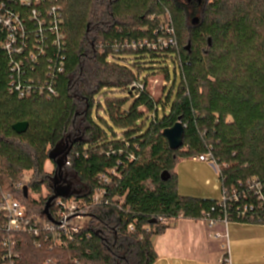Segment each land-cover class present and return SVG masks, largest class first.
Returning <instances> with one entry per match:
<instances>
[{"label":"trees","instance_id":"trees-1","mask_svg":"<svg viewBox=\"0 0 264 264\" xmlns=\"http://www.w3.org/2000/svg\"><path fill=\"white\" fill-rule=\"evenodd\" d=\"M3 1L28 29L35 27L32 7L40 10L45 52L28 73L40 76V85L51 83L55 95L18 98L9 89L11 58L0 49V198L13 193L30 216L47 223L43 210L57 172L49 156L63 143L70 152L61 185L75 191L65 199L90 206L88 222L66 246H54L48 233L19 238L18 264H153L154 237L179 218L202 221L206 212L264 225V200L247 184L262 183L264 196V0ZM51 8L60 14V47L48 31ZM161 37L171 38L167 46L157 43ZM131 55L170 58L179 82L163 68L167 84L153 97L152 76L141 77L144 68L131 64ZM134 82L144 89L132 88ZM93 109H103L112 126L97 116L108 128L100 125ZM21 122L28 128L17 134L13 126ZM177 122L185 134L174 151L163 132ZM208 153L220 167L229 198L224 206L180 195L176 187L177 163ZM20 182L28 197L15 189ZM42 185L47 196L33 198L31 191L42 194ZM97 190L103 195L94 205ZM0 264H7L1 247Z\"/></svg>","mask_w":264,"mask_h":264},{"label":"built area","instance_id":"built-area-1","mask_svg":"<svg viewBox=\"0 0 264 264\" xmlns=\"http://www.w3.org/2000/svg\"><path fill=\"white\" fill-rule=\"evenodd\" d=\"M39 0L35 3L39 4ZM30 4V2H26ZM50 20L48 24V31L53 36L52 45L60 47L63 41L62 33L59 29L60 14L56 8L49 10ZM29 19L35 23L33 29H28L23 18L16 12L8 9L6 3L0 2V49L9 54L11 58L10 68L12 70V79L10 82V91L14 92L18 98H27L33 95H46L51 97L55 95V89L51 83L40 85V76H32L28 73V68H35L34 63L37 65L40 61V54L45 52L44 47L40 44V39L44 36V21L40 19V10L38 7H32ZM166 32L170 35L173 29L170 25H166ZM171 41L169 37H161L157 43L163 46ZM153 48L157 44H150ZM61 67H59V70ZM49 72V76L52 75ZM132 88L144 89V85L139 82H134ZM195 161L207 162L217 173L220 167L213 156L208 153L192 158ZM69 165V162H66ZM26 182L30 181L29 178L24 179ZM100 180L108 182L105 176H101ZM249 187L255 191V195L259 201L264 200L261 189L263 184L258 181L247 183ZM24 183L20 182L15 186L16 190H22ZM223 193V191H222ZM103 192L97 190L93 195L92 204H99ZM233 199L237 201L238 197L233 194ZM229 198L223 193V200L218 202L219 206H224ZM55 218L53 221L44 223L40 219H36L27 213L26 206L18 200L11 192H6L0 198V247L4 250V259L7 264H18L21 258L20 240L23 236L38 237L42 233H48L51 236L54 246H66L74 240V235L82 228L75 223L86 217L90 206L81 203L75 198L65 199L59 197L54 200ZM247 207L241 212L244 215L247 212ZM202 221H205L209 229H212L217 222H222L225 225L226 250L225 255L218 261L219 264H232L230 251H229V237H228V224L230 221L227 216L222 219H215L211 217L210 212H206L202 216ZM131 229L132 226H129ZM216 238L220 234H213ZM47 237V236H46Z\"/></svg>","mask_w":264,"mask_h":264},{"label":"rangeland","instance_id":"rangeland-1","mask_svg":"<svg viewBox=\"0 0 264 264\" xmlns=\"http://www.w3.org/2000/svg\"><path fill=\"white\" fill-rule=\"evenodd\" d=\"M164 28H166V26ZM128 58L131 64H137L144 68L141 72V77L152 76L148 80L147 88L155 98L160 97L163 87L167 84V80L164 79L165 75L161 71L163 68L168 69L171 82L174 79L179 82L180 76L178 73L175 75L174 66L170 58H152L147 55H131L128 56ZM97 116L107 121L108 126H112L103 109H99L98 112L97 109H93V117L100 123V125L107 129L108 127L106 124L100 121ZM150 122L151 119L148 121V125ZM115 132L121 134L119 129H115ZM45 169L49 173L52 172L53 165L50 161L46 162ZM174 172L177 181L176 187L180 195L191 196L194 198L214 199L218 201L223 200L222 185L218 173L209 163L195 161L192 158L182 159L177 163ZM24 177L29 178L30 174H27ZM38 178L39 176H34L33 181H38ZM47 194L48 189L46 185H42V194L33 190L31 191V196L33 198H39L40 195L47 196ZM88 220L89 219L86 216L83 219L76 220L75 223L83 227ZM201 222L206 223L205 221ZM231 225L234 226L235 223H231ZM236 225L241 228V231L237 236L231 232L230 249L232 254V264H264V225L242 223H237ZM235 239H247V241L257 244L258 248L256 249L255 245H252L245 249L240 248L239 250H235ZM209 241L211 247L214 249L219 248L223 242V240L215 238H210ZM158 250H160L159 247ZM220 259L217 260L219 261Z\"/></svg>","mask_w":264,"mask_h":264},{"label":"crops","instance_id":"crops-1","mask_svg":"<svg viewBox=\"0 0 264 264\" xmlns=\"http://www.w3.org/2000/svg\"><path fill=\"white\" fill-rule=\"evenodd\" d=\"M231 223L235 222L228 224L230 256L232 255L231 232L237 236L241 231L237 223L234 226ZM214 233L220 234V237L216 238ZM224 235L225 225L222 222H217L212 229H209L207 223L179 218L169 225L164 234L153 238L157 254L153 264H219L217 259L222 258L226 250L227 241ZM210 238L220 239L223 242L219 248L214 249L210 245ZM234 244L236 245L235 250L245 249L252 245L258 248L257 244L247 239H235Z\"/></svg>","mask_w":264,"mask_h":264},{"label":"water","instance_id":"water-1","mask_svg":"<svg viewBox=\"0 0 264 264\" xmlns=\"http://www.w3.org/2000/svg\"><path fill=\"white\" fill-rule=\"evenodd\" d=\"M197 19L195 18L193 20V23H196ZM28 128V124L26 122L17 123L13 126V130L17 134H22L26 132ZM184 126L182 123L177 122L173 127L166 129L163 132V136L166 138L169 147L171 150H178L183 146L184 142ZM68 148V145H64L63 143L58 144L55 149L50 153V160L54 161L57 172L53 177V194L51 197L48 198V200L45 203L43 215L47 217L49 221H53V218L50 214V208L53 204V201L59 197L62 198H68L72 193H75V191H72V185L70 183L66 185H61L62 182V169L66 162L67 154L70 152V148ZM65 182V181H64ZM24 191V197H28L29 189L27 186L23 188Z\"/></svg>","mask_w":264,"mask_h":264}]
</instances>
